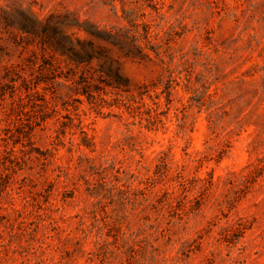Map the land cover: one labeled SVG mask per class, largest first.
Instances as JSON below:
<instances>
[{"label": "rangeland", "instance_id": "rangeland-1", "mask_svg": "<svg viewBox=\"0 0 264 264\" xmlns=\"http://www.w3.org/2000/svg\"><path fill=\"white\" fill-rule=\"evenodd\" d=\"M4 240L0 264H264V0H0Z\"/></svg>", "mask_w": 264, "mask_h": 264}, {"label": "clouds", "instance_id": "clouds-1", "mask_svg": "<svg viewBox=\"0 0 264 264\" xmlns=\"http://www.w3.org/2000/svg\"><path fill=\"white\" fill-rule=\"evenodd\" d=\"M0 243L7 244V240L0 241ZM33 250H35V249H33Z\"/></svg>", "mask_w": 264, "mask_h": 264}]
</instances>
